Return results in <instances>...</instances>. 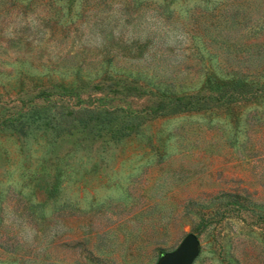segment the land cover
<instances>
[{
	"label": "rangeland",
	"instance_id": "rangeland-1",
	"mask_svg": "<svg viewBox=\"0 0 264 264\" xmlns=\"http://www.w3.org/2000/svg\"><path fill=\"white\" fill-rule=\"evenodd\" d=\"M31 1L0 0V122L25 121L0 125V264H155L189 232L191 264H264V108L244 109L239 127L223 113L208 124L144 117L137 135L74 147L44 126L37 98L49 74L102 60L178 85L196 79L199 51L263 73L264 0H211L206 11L198 0H82L63 28L59 2ZM208 11L232 16L220 34L249 57L212 42Z\"/></svg>",
	"mask_w": 264,
	"mask_h": 264
},
{
	"label": "trees",
	"instance_id": "trees-1",
	"mask_svg": "<svg viewBox=\"0 0 264 264\" xmlns=\"http://www.w3.org/2000/svg\"><path fill=\"white\" fill-rule=\"evenodd\" d=\"M53 1L59 2L62 9L54 16L60 28L80 15L81 7L76 10L74 6L79 7L82 0ZM198 1V4H202V10H212V5L206 8L211 0ZM11 3L25 9L32 1L11 0ZM207 13L205 16L209 17V27L220 29L218 34L213 35L212 42L218 41L227 49L231 43L237 51L249 57L248 46L242 47L231 42L232 38H223L220 34L223 28L229 26L228 22H233L232 16L220 18L214 11ZM198 49L196 47V52ZM197 59L201 68L196 79L179 85L158 80L156 74H148L146 71L114 67L110 60H102L92 71L84 70L83 65L77 64L69 71L68 68L60 71L61 76L49 74L37 93V98L43 101L44 126L50 129L59 126L62 139L79 147L104 138H119L127 132H130V137L137 135L142 123V120H138L144 117L152 122L173 114H186L205 118L208 124L213 116L218 117L223 113L232 120L235 127H239L246 122L242 117L244 109H255L258 106L264 108V72L255 74L226 68L213 62L212 55H205L201 51ZM128 116L137 121L117 123L113 120L114 117L126 119ZM14 120L21 125L25 122L7 118L0 125L4 128L6 123ZM156 133L145 137L154 140L157 138ZM49 138L48 143L52 145L56 136L50 135ZM57 175L48 185L46 192L49 197L56 193Z\"/></svg>",
	"mask_w": 264,
	"mask_h": 264
},
{
	"label": "water",
	"instance_id": "water-1",
	"mask_svg": "<svg viewBox=\"0 0 264 264\" xmlns=\"http://www.w3.org/2000/svg\"><path fill=\"white\" fill-rule=\"evenodd\" d=\"M198 240L189 232L181 239L177 247L161 253L155 264H191L197 254Z\"/></svg>",
	"mask_w": 264,
	"mask_h": 264
}]
</instances>
